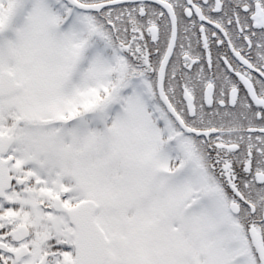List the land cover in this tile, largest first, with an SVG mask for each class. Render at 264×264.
<instances>
[{
  "label": "snow or ice",
  "instance_id": "6c2138e0",
  "mask_svg": "<svg viewBox=\"0 0 264 264\" xmlns=\"http://www.w3.org/2000/svg\"><path fill=\"white\" fill-rule=\"evenodd\" d=\"M0 264H264V0H0Z\"/></svg>",
  "mask_w": 264,
  "mask_h": 264
}]
</instances>
